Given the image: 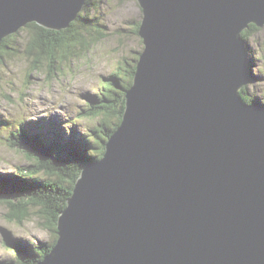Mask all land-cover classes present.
<instances>
[{
	"label": "water",
	"instance_id": "95a60500",
	"mask_svg": "<svg viewBox=\"0 0 264 264\" xmlns=\"http://www.w3.org/2000/svg\"><path fill=\"white\" fill-rule=\"evenodd\" d=\"M87 1L0 0V43L32 22L69 28ZM138 2L123 120L37 264H264V104L241 93L264 0Z\"/></svg>",
	"mask_w": 264,
	"mask_h": 264
},
{
	"label": "rangeland",
	"instance_id": "374dc122",
	"mask_svg": "<svg viewBox=\"0 0 264 264\" xmlns=\"http://www.w3.org/2000/svg\"><path fill=\"white\" fill-rule=\"evenodd\" d=\"M86 6L87 3L84 8ZM87 9L91 10L88 13L99 18L98 24L94 23L96 26L90 23L87 34L99 33L103 38L89 49L86 46L79 48V39L73 40L77 43L75 49L79 57L71 56L74 59L72 62L69 58L61 60L58 57L54 70L49 60L52 56H49L43 59L45 61L38 69H34L33 59L27 55V44L23 43V35L19 40L21 43L14 48L21 52L7 55L8 58L0 57V120L6 124L0 127V174L16 175L18 168L26 164L22 153L9 141V132L17 130L21 122L30 134L41 131L52 136L51 131L59 128L61 132L56 129L60 135L57 138L72 140L75 130L86 135L99 123V118L86 113L99 104L101 90L113 85L109 77L120 72V82L126 83V70L131 64H137L138 60L135 62L134 57L143 51L144 44L142 38L130 30L143 18L138 0H93ZM83 13L86 16L85 11ZM84 21L88 22L87 19ZM84 21L78 22L76 27L85 25ZM250 26L246 29H250L254 37L249 53L254 66L252 71L257 78L245 88L254 100L264 104V29L258 27L253 31ZM57 53L62 56L65 52L59 50ZM91 101L95 103L91 105ZM0 193V264L16 260L17 253L10 246L16 238L31 245L51 243L56 235L45 226L46 219L37 208H32V214L20 223L12 219L13 208L6 201L20 200V193Z\"/></svg>",
	"mask_w": 264,
	"mask_h": 264
},
{
	"label": "trees",
	"instance_id": "16d2710c",
	"mask_svg": "<svg viewBox=\"0 0 264 264\" xmlns=\"http://www.w3.org/2000/svg\"><path fill=\"white\" fill-rule=\"evenodd\" d=\"M91 3H93V0H88L86 8L80 12L78 18L73 21L74 23L72 22L69 28L60 31L45 28L35 22L27 24L16 33L2 40L0 43L2 55L0 57L8 58L7 55L12 56L15 52H21L19 49L15 50L14 48L18 43H21L19 40L23 35V43L27 44V55L31 60L33 59L34 69H38L40 63L45 61L43 59H48L49 56H52L49 60L54 70L56 69L58 57L61 60L69 58L72 62L75 56L79 57V52L75 49L77 43L73 40L79 39V48L83 49L86 46V49H89L93 43H97L103 38V35L99 33L87 34L90 23L96 26L94 23L98 24L99 22L97 16L88 13L90 9L87 8ZM84 11L86 16H84ZM84 19H87L88 22L85 23ZM83 21L85 25L76 27L78 22ZM254 25L256 24H251V27L258 30L259 28ZM139 28L140 22L136 24V28L133 27L135 29L134 33L138 36H140ZM74 30L75 34L73 33ZM245 32L244 37L247 39L254 34L250 29H246ZM16 38L18 40H15ZM59 50L64 51V55H58ZM45 54L47 57H45ZM135 69L136 64L129 66V69L126 70L125 75L128 79L126 83L128 84L120 82V72H116L109 77L113 85L107 90L105 88L101 90L99 104L94 105L91 110H88L89 113H86L89 116L93 115L95 118H99V123L94 128H90L86 135L78 134L75 130L72 140H68L67 137L57 138L60 135L58 132L56 133V129L60 130L59 128H55L53 132L51 131L52 136L41 131L38 134H30V131L22 122L17 130L9 132L10 145L22 153L26 162L24 166L18 168V174L16 173V175L4 176L3 173L0 174V192L20 193V200H6L13 208L10 215L12 219H17L22 223L32 214L31 209L37 208L39 213L46 219L45 226L49 227L56 236L51 243L41 245L37 243L31 245L19 238L12 242L9 241L12 247L25 246H22L19 250L15 249L17 253L16 260L7 264H37L56 243L58 238L57 220L60 213L67 206L68 198L76 185V179L88 163L99 161L104 156L108 139L122 122L126 102L125 90L133 82ZM241 93L245 101H254L247 94L245 87L241 89ZM92 103L95 102L91 101L90 104L92 105ZM0 121V127L6 125L4 121ZM89 142L92 143V151L86 153L85 149Z\"/></svg>",
	"mask_w": 264,
	"mask_h": 264
},
{
	"label": "bare ground",
	"instance_id": "6f19581e",
	"mask_svg": "<svg viewBox=\"0 0 264 264\" xmlns=\"http://www.w3.org/2000/svg\"><path fill=\"white\" fill-rule=\"evenodd\" d=\"M139 3V2H138ZM140 4V3H139ZM80 14V12L78 13V15ZM78 18V17H77ZM140 24H141V22H140ZM258 26V25H257ZM260 27V26H259ZM139 35H140V33H139ZM141 36V35H140ZM142 38V37H141ZM249 58H250V53L249 52H247V55H246V60H247V64H248V66H249ZM251 59V58H250ZM250 68V67H249ZM250 71H251V73H254L253 71H252V68H250ZM253 80V79H252ZM132 84H133V82H132ZM132 84H131V86H132ZM130 86V87H131ZM129 87V88H130ZM129 88H127L126 90H125V94H126V100H127V90L129 89ZM104 89V88H103ZM252 98V97H251ZM253 99V98H252ZM247 102V104H252L253 106H256V105H261L262 103H259L258 101H256V100H254L253 102H248V101H245V103ZM126 103V102H125ZM123 120V119H122ZM121 124V123H120ZM120 124H119V126H120ZM118 126V127H119ZM117 127V128H118ZM107 143H108V141H107ZM107 143H106V145H105V149H106V147H107ZM91 145H92V143L91 142H89L88 144H87V146H86V149H85V152L87 153H91V151H92V148H91ZM104 158V156L101 158V159H103ZM101 159H99V161L101 160ZM95 162H97V161H95ZM78 179H79V177L76 179V183H77V181H78ZM22 246H25V245H22ZM22 246H18V247H13V249H16V250H19ZM12 247V246H11Z\"/></svg>",
	"mask_w": 264,
	"mask_h": 264
},
{
	"label": "flooded vegetation",
	"instance_id": "af4514ba",
	"mask_svg": "<svg viewBox=\"0 0 264 264\" xmlns=\"http://www.w3.org/2000/svg\"><path fill=\"white\" fill-rule=\"evenodd\" d=\"M71 25H72V24H71ZM71 25H70V26H71ZM254 26H255L256 28L259 27V26H257V25H254ZM135 28H136V25H135ZM250 28H251L252 30H254L253 27L250 26ZM256 28H255V29H256ZM262 29H264V27H263ZM130 32H132V33L135 32V29L130 30ZM245 33H246V32H244V34H245ZM253 37H254V36H253ZM253 37L250 36V38H251L250 40H252ZM250 43H251V41H250ZM134 58H135L134 61L136 62V61L138 60V58H139V54H137L136 57H134ZM132 65H135V64H131V66H132ZM249 96L252 97L251 95H249Z\"/></svg>",
	"mask_w": 264,
	"mask_h": 264
}]
</instances>
